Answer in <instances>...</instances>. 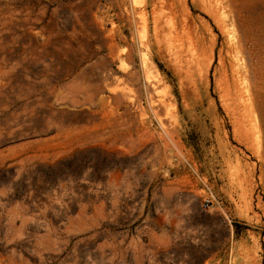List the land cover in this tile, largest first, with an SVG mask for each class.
I'll list each match as a JSON object with an SVG mask.
<instances>
[{"label": "rangeland", "instance_id": "obj_1", "mask_svg": "<svg viewBox=\"0 0 264 264\" xmlns=\"http://www.w3.org/2000/svg\"><path fill=\"white\" fill-rule=\"evenodd\" d=\"M0 264H264V0H0Z\"/></svg>", "mask_w": 264, "mask_h": 264}]
</instances>
